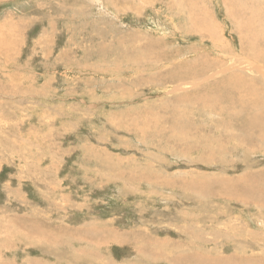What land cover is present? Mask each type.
Instances as JSON below:
<instances>
[{
  "label": "rangeland",
  "instance_id": "obj_1",
  "mask_svg": "<svg viewBox=\"0 0 264 264\" xmlns=\"http://www.w3.org/2000/svg\"><path fill=\"white\" fill-rule=\"evenodd\" d=\"M258 101L264 0H0V264H264Z\"/></svg>",
  "mask_w": 264,
  "mask_h": 264
},
{
  "label": "bare ground",
  "instance_id": "obj_2",
  "mask_svg": "<svg viewBox=\"0 0 264 264\" xmlns=\"http://www.w3.org/2000/svg\"><path fill=\"white\" fill-rule=\"evenodd\" d=\"M194 12V11H193ZM192 12V17H191V19L193 18V20H192V26H191V28H193L194 29V27H200V24H198V21H201V23L203 22V27H205V26H207V27H205L206 29H208V27H210V28H212L213 27V21H212V23H211V21H210V18L208 17L207 18V20H206V18H205V16L203 15V14H200V13H197L196 15H194V13ZM191 14V13H190ZM195 17H197V18H195ZM196 30H198V28L196 29ZM201 29H199V31H200ZM214 31H215V29H214ZM261 32V31H260ZM204 34V33H203ZM189 72V71H188ZM183 72H180V71H178V73L177 74H182ZM176 74V75H177ZM236 76V75H235ZM237 77V76H236ZM235 78V77H234ZM238 79H240V78H238ZM242 79V78H241ZM237 80V79H236ZM233 81V80H232ZM231 80H230V82H232ZM229 84V83H228ZM235 84V83H234ZM232 85V84H231ZM208 92V91H207ZM203 95H204V93H203ZM207 95V96H206ZM205 96H203L202 98H207V100L209 101V100H211V99H213L214 97H213V95H212V93L211 92H209V94H206ZM226 95H227V93H226ZM199 98V97H198ZM230 99L232 100L233 99V96H231L230 97ZM172 100V99H171ZM259 103H258V108L255 110V111H253V114L251 115V117L248 119V121L240 128V130L241 131H247L248 129H250V127L252 126H254L255 125V128L256 129H258V132L259 133H262V131H264V107H263V105H261V102L260 101H258ZM176 107V106H175ZM240 118H243V116L242 117H240ZM178 125H179V122H178ZM181 125V124H180ZM150 131V130H149ZM146 132V131H145ZM263 134V133H262Z\"/></svg>",
  "mask_w": 264,
  "mask_h": 264
}]
</instances>
